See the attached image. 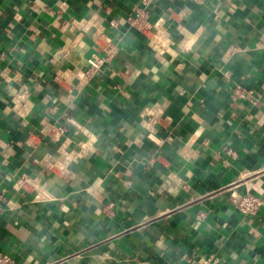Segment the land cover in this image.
Masks as SVG:
<instances>
[{
  "label": "crops",
  "instance_id": "crops-1",
  "mask_svg": "<svg viewBox=\"0 0 264 264\" xmlns=\"http://www.w3.org/2000/svg\"><path fill=\"white\" fill-rule=\"evenodd\" d=\"M248 193L264 197V0H0L12 264H264Z\"/></svg>",
  "mask_w": 264,
  "mask_h": 264
},
{
  "label": "built area",
  "instance_id": "built-area-1",
  "mask_svg": "<svg viewBox=\"0 0 264 264\" xmlns=\"http://www.w3.org/2000/svg\"><path fill=\"white\" fill-rule=\"evenodd\" d=\"M196 2H203L204 0H194ZM146 19V11L145 10H139L137 17L135 19L136 22L141 23L144 22ZM111 48L108 49V52L110 53ZM106 58H100L95 57L91 58L90 61V68L88 72H92L95 69H98L101 67V65L104 63ZM235 207L243 212V213H256L262 205H264V197H260L254 194H245L241 196L240 198L235 199L234 201ZM0 264H12V258L3 252H0Z\"/></svg>",
  "mask_w": 264,
  "mask_h": 264
}]
</instances>
